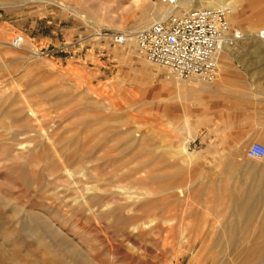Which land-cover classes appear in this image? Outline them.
<instances>
[{
  "label": "rangeland",
  "instance_id": "1",
  "mask_svg": "<svg viewBox=\"0 0 264 264\" xmlns=\"http://www.w3.org/2000/svg\"><path fill=\"white\" fill-rule=\"evenodd\" d=\"M150 2L0 0V264H17L14 255L21 264H76L55 251L62 239L92 264H224L233 253L216 238L231 220L244 225L232 198L264 168L247 157L253 143L264 145V42L252 38L264 30V18L256 23L264 0L242 10L245 26L232 23L249 39L231 49L227 80L220 71L213 85L178 80L139 56L136 36L155 19ZM142 13L151 22H139ZM117 34L135 36V47L116 44ZM230 105L237 122L219 129ZM79 156L84 162L64 169ZM166 187L179 192L142 194ZM137 197L142 212L123 217L142 221H111L119 202ZM151 216L166 222L140 237L154 228ZM262 218L264 207L235 241L262 250ZM30 230L46 246L26 237Z\"/></svg>",
  "mask_w": 264,
  "mask_h": 264
},
{
  "label": "built area",
  "instance_id": "2",
  "mask_svg": "<svg viewBox=\"0 0 264 264\" xmlns=\"http://www.w3.org/2000/svg\"><path fill=\"white\" fill-rule=\"evenodd\" d=\"M175 3L177 0H162ZM233 11L226 7L195 9L171 15L143 29L136 36L139 56L150 64L167 69L178 80L212 84L219 77V58L224 50L237 47L249 38L232 25ZM264 42V30L252 37ZM114 42L124 45L127 36L117 34ZM23 37L13 41L15 47ZM249 159L264 160V145L255 142L248 149Z\"/></svg>",
  "mask_w": 264,
  "mask_h": 264
},
{
  "label": "bare ground",
  "instance_id": "3",
  "mask_svg": "<svg viewBox=\"0 0 264 264\" xmlns=\"http://www.w3.org/2000/svg\"><path fill=\"white\" fill-rule=\"evenodd\" d=\"M151 2L147 5V10H145V12H153L155 14V19H153V23L158 22V21H162L165 18H168L171 15H180L181 14V10H185L186 12H189V10H195V9H205V8H209V9H213V8H218V7H226L229 8L233 11V18L232 19V23L233 24H237L239 26H245V22L249 21V17L247 15L246 10L242 11L244 8H246L249 4L250 6L254 5V0H239V1H231V0H182L179 1L178 0L175 3H167V5H163V4H156L154 0H150ZM162 1V0H161ZM249 1V2H248ZM5 2V1H3ZM50 2H54V0H50ZM56 3V2H55ZM148 3V2H147ZM163 3V1H162ZM199 4L200 6L197 7V5L194 6V4ZM59 5H62V3H57ZM252 4V5H251ZM5 5V4H4ZM3 5V6H4ZM145 7V5H144ZM242 7V9L240 10V8ZM256 7H257V3H256ZM254 8V7H253ZM250 10V9H249ZM248 10V11H249ZM253 10V9H252ZM264 10V9H261ZM77 16L84 18V16L82 15V12H79V10H72ZM144 13V11H142ZM142 13V14H143ZM260 12L257 11V13L255 12V14H258ZM147 15H144L142 17V21L139 22H143V23H149L150 18L148 15V13H146ZM253 15V16H254ZM256 16V15H255ZM254 16V17H255ZM251 17V16H250ZM264 17H262L258 22H256L257 24H259V22H261L263 20ZM258 20V19H257ZM255 21V20H254ZM151 22V21H150ZM255 23V24H256ZM141 24V23H140ZM254 23L251 24L252 27L255 26ZM149 26H147L146 28H148ZM251 27V28H252ZM145 28V29H146ZM245 32V31H244ZM258 32V31H257ZM136 34V33H135ZM134 33L131 34L135 35ZM246 35H248V33H245ZM248 41V40H247ZM246 41V42H247ZM244 43V42H243ZM241 44V43H240ZM239 44V45H240ZM126 45H128V49H132L133 47H135V36L134 37H130L129 40L126 42ZM238 45V46H239ZM237 46V47H238ZM237 47L231 48V49H236ZM231 49H227L224 50V52L221 54L220 58H219V73L224 72V81L227 80V75L230 72L231 69V62H230V58L233 55L231 52ZM239 50V49H238ZM237 50V51H238ZM35 56L37 57L38 55L35 53ZM34 56V57H35ZM221 69V70H220ZM168 75V74H167ZM166 75V76H167ZM213 85V84H210ZM217 86H219L218 84H215ZM26 108V107H25ZM66 151V148H64V152ZM63 152V153H64ZM62 154V152H61ZM66 154V153H64ZM69 155V154H68ZM72 155V154H71ZM58 156V154H57ZM84 162V157L83 156H79L76 157V159L74 160H69V161H64L62 162L64 169L68 170L67 168L73 164H78V163H82ZM251 173L254 174V177H252V185L249 187H244L235 198H232V201L235 205L236 208V212L238 213V216L243 215L245 216V223H243L244 225L241 227H237L236 225H234L233 222H235L234 220H231L229 225L225 228V230H223V233L219 234V236L216 238V243L217 244H221L223 242V240L225 238H227V244L229 248H232V252L228 254V256L224 257L222 260H220L221 263L224 264H228V263H233L234 261H238L240 264H264V247L262 250H257V247L252 246L250 248L248 247H243L246 244V241L243 239H240L239 242L235 241V237L237 235L238 232H240L242 235H244L243 233L247 231V229L252 226V223L254 221L255 215L257 214L258 210L262 207H264V198L262 196H260L259 192L261 190H264V168H254L252 169ZM139 184H141V181H138ZM76 184V183H75ZM170 185V184H169ZM176 191H178V188ZM174 188H163L161 189V191H153L151 189L147 190L146 192H143L142 194L144 196H152V195H157L159 196V194L161 193H168V192H172L175 191ZM179 192V191H178ZM141 194V195H142ZM173 195V194H172ZM171 195V196H172ZM140 196V194H139ZM160 196H164V195H160ZM170 196V194H169ZM176 196V194H175ZM166 197V195H165ZM168 197V196H167ZM136 200V201H134ZM134 203L133 205H127V203H121L119 202L121 205H119L118 209L115 210L114 212L116 213L115 216L111 217L109 216V218H113V220L111 219V221L115 222L114 219L118 220H122L124 221V224L128 223H133L132 221H142L139 218L141 217H135L137 213L142 212V208L140 207H136L135 204H137V201L140 200L139 197H137V199H134ZM158 200V199H157ZM169 200V199H168ZM90 201V200H88ZM114 202V201H113ZM96 203V202H95ZM81 205V204H80ZM107 209H109L110 204H106ZM90 206V205H89ZM145 206V205H144ZM104 207V206H102ZM86 208V207H85ZM92 207H88L89 211L91 210ZM95 209V208H94ZM144 209H146V206L144 207ZM147 209H149V207H147ZM170 209V208H169ZM151 210V209H149ZM168 210V209H167ZM166 210V211H167ZM117 211H119L117 213ZM144 211V210H143ZM127 212H131L134 213L135 216L130 217L128 216L127 218H124L123 216L127 213ZM155 212V211H154ZM168 212V211H167ZM56 213V212H55ZM50 214V213H49ZM166 214V213H165ZM94 215V214H93ZM149 215V214H148ZM44 216V215H43ZM95 217V216H94ZM173 217V216H172ZM58 218V217H57ZM151 220L149 221L150 223L155 222V226L154 228L149 229V231H146L145 229L139 231V228L135 227L139 232H140V237H146V235H148L149 233H154V231L161 229V224L162 222H166L165 218L162 220H158V217L155 216H151L150 217ZM182 218V217H181ZM241 217H239L240 219ZM244 218V217H243ZM49 219V218H48ZM55 219V218H54ZM263 219V218H262ZM30 220V219H29ZM219 220V219H218ZM95 221V220H94ZM158 221V223H157ZM241 222V221H240ZM117 223V222H116ZM115 223V224H116ZM114 224V223H113ZM147 223L145 222L143 224L146 225ZM240 224V223H239ZM136 225V224H135ZM138 225V224H137ZM136 225V226H137ZM140 225V224H139ZM225 225V224H224ZM263 225H264V219H263ZM130 227V226H129ZM132 227V226H131ZM134 227V226H133ZM141 227V225H140ZM177 227V226H176ZM52 230V228H50V226L48 227V232H50ZM53 231V230H52ZM86 232V231H85ZM157 232V231H156ZM155 232V233H156ZM160 232V231H158ZM240 235V234H239ZM53 236L55 238H58L59 235L57 233L53 234ZM26 237H29L30 239H32L34 242H36L37 244H40L42 246H46V241L42 238L41 234L37 231L34 230H30L28 231V234L26 235ZM225 237V238H224ZM250 239V238H249ZM256 239V238H255ZM177 241V240H176ZM255 244L257 241H253ZM59 245L55 246V251L56 252H68V254L71 255V257L75 258V259H79L78 262H76V264H92V262L84 255V253L77 249L75 246L70 245L68 243V241H64L63 239L60 240ZM196 245V244H195ZM136 248V247H135ZM1 253L6 255V252L4 249L1 250ZM226 255V254H225ZM7 256V255H6ZM15 257V255H14ZM13 256L10 257L9 259L11 261H13L14 263L17 264H21L22 262H20L19 259L14 258ZM70 257V258H71ZM36 261L38 260V257H36ZM210 258V257H209ZM66 259V257H65ZM219 260V259H218ZM215 260L213 262V264H218L219 261ZM51 262V261H50ZM49 261H45V264H50ZM52 263V262H51ZM74 259L71 260L70 264H74ZM97 263V262H96ZM36 264H39L38 262H36Z\"/></svg>",
  "mask_w": 264,
  "mask_h": 264
},
{
  "label": "crops",
  "instance_id": "4",
  "mask_svg": "<svg viewBox=\"0 0 264 264\" xmlns=\"http://www.w3.org/2000/svg\"><path fill=\"white\" fill-rule=\"evenodd\" d=\"M233 108V109H232ZM226 115L224 117V119H222V117H219L218 119V124H219V129H221V125L225 124L227 122H232V123H236L237 122V114H236V110L234 109V106H229L226 108ZM251 139H256L258 138V132H252L251 134Z\"/></svg>",
  "mask_w": 264,
  "mask_h": 264
}]
</instances>
